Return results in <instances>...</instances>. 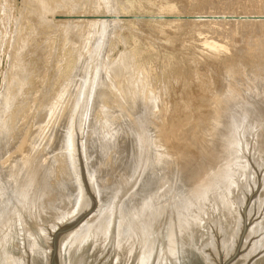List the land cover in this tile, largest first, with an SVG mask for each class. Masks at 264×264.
<instances>
[{
    "label": "rangeland",
    "instance_id": "1",
    "mask_svg": "<svg viewBox=\"0 0 264 264\" xmlns=\"http://www.w3.org/2000/svg\"><path fill=\"white\" fill-rule=\"evenodd\" d=\"M148 153L175 162L162 194L146 183ZM26 167L35 169L27 175ZM122 167L136 179L118 180ZM128 184L129 193L147 196L146 207L160 199L159 220L189 207L167 264L192 249L204 263L220 264L239 240L230 264H264V0H0V264H49L53 242L57 264H132L127 245L115 243L120 217L109 222L114 191ZM136 203L123 212L135 207L134 222L143 213ZM98 204L108 211L100 221ZM197 204H204L199 216Z\"/></svg>",
    "mask_w": 264,
    "mask_h": 264
},
{
    "label": "bare ground",
    "instance_id": "2",
    "mask_svg": "<svg viewBox=\"0 0 264 264\" xmlns=\"http://www.w3.org/2000/svg\"><path fill=\"white\" fill-rule=\"evenodd\" d=\"M44 4V3H43ZM211 65V64H210ZM239 65V64H238ZM241 67V66H240ZM215 68V67H214ZM226 68V67H225ZM234 68V67H233ZM207 69V68H206ZM216 69V68H215ZM214 69V70H215ZM236 69V68H235ZM204 70V69H203ZM227 70V69H226ZM233 70V69H232ZM238 70V69H237ZM210 73V72H209ZM223 73V72H222ZM210 74H212V73H210ZM205 75V74H204ZM213 75V74H212ZM227 75H228V73H227ZM242 75V74H241ZM246 75V74H245ZM197 76V75H196ZM210 76V75H209ZM216 76V75H215ZM229 76V75H228ZM243 76V75H242ZM198 78V77H197ZM232 78V77H231ZM230 78V79H231ZM243 78V77H242ZM209 79V78H208ZM225 79V78H224ZM241 79V78H240ZM211 80V79H210ZM214 80V79H213ZM233 80V79H232ZM246 80V79H245ZM205 81V80H204ZM215 81V80H214ZM217 81V80H216ZM228 81V80H227ZM200 82V81H199ZM212 82V81H211ZM206 83V82H205ZM208 83V82H207ZM242 83V82H241ZM211 84V83H210ZM215 84V83H214ZM244 84V83H243ZM198 86V85H197ZM210 86V85H209ZM228 87V86H227ZM161 88V87H160ZM209 88V87H208ZM237 88V87H236ZM204 89V88H203ZM210 89V88H209ZM213 89V88H212ZM207 91V90H206ZM140 92V91H139ZM209 93V92H208ZM229 93V92H228ZM188 94V93H187ZM150 95V94H149ZM162 95V94H161ZM211 95V94H210ZM214 95V94H213ZM203 96V95H202ZM149 96H147V98H148ZM189 97V96H188ZM203 97H205V96H203ZM218 97V96H217ZM263 98V97H262ZM168 99V98H167ZM189 99V98H188ZM207 99V98H206ZM218 99V98H217ZM231 99V98H230ZM152 100V99H151ZM165 100V99H164ZM194 100V99H193ZM220 100V99H219ZM155 101V100H154ZM195 102V101H194ZM203 102V101H202ZM229 102V101H228ZM247 103V102H246ZM146 104V103H145ZM147 105H148V103H147ZM236 106V105H235ZM20 107V106H19ZM168 107V106H167ZM201 108V107H200ZM158 109V108H157ZM203 109V108H202ZM231 109V108H230ZM242 110V109H241ZM26 111V110H25ZM181 111V110H180ZM190 111V110H189ZM236 111V110H235ZM153 115V114H152ZM165 115V114H164ZM154 117V116H153ZM219 118V117H218ZM250 118H251V116H250ZM249 118V119H250ZM150 119V118H149ZM154 119V118H153ZM157 119V118H156ZM215 119V118H214ZM252 119H254L253 117H252ZM152 120V119H151ZM165 121V120H164ZM188 121V120H187ZM198 121V120H197ZM52 123V122H51ZM148 123V122H147ZM208 124V123H207ZM188 125V124H187ZM25 126V125H24ZM204 126V125H203ZM156 127V126H155ZM158 127V126H157ZM24 131V130H23ZM136 132V131H135ZM176 132V131H175ZM114 133V132H113ZM149 134V133H148ZM194 134V133H193ZM152 135V134H151ZM224 135V134H223ZM263 135V134H262ZM166 136H168V135H166ZM195 136V135H194ZM201 136V135H200ZM48 137V136H47ZM52 137V136H51ZM146 137V136H145ZM144 137V138H145ZM206 137V136H205ZM143 138V139H144ZM164 139H166V137H163ZM186 138V137H185ZM192 138V137H191ZM18 139V138H17ZM137 139V138H136ZM141 139V138H140ZM168 139V138H167ZM189 139V138H188ZM187 139V140H188ZM194 139V138H193ZM145 140V139H144ZM143 140V141H144ZM150 140V139H149ZM198 140V139H197ZM163 141H165V140H163ZM72 142V141H71ZM121 142V141H120ZM135 142V141H134ZM144 142H148L147 140H145ZM153 143H154V141H152ZM166 142V141H165ZM168 142V141H167ZM194 142V141H193ZM73 143V142H72ZM86 143V142H85ZM67 144H70V142H68ZM145 145H146V143H144ZM148 144V143H147ZM150 144H151V142H150ZM149 144V145H150ZM38 145V144H37ZM71 145V144H70ZM69 145V146H70ZM145 145H143L145 148H147ZM148 145V146H149ZM49 146V145H48ZM160 146V145H159ZM228 146V145H227ZM73 147V146H72ZM104 147V146H103ZM102 146L100 147V148H103ZM150 147H152V146H150ZM208 147V146H207ZM113 148V147H112ZM117 148V147H116ZM145 148H144V153L142 154V155H144V154H146L147 153V151H145ZM149 148V147H148ZM206 148V147H205ZM105 149V148H104ZM207 149V148H206ZM217 149H219V148H217ZM226 149V148H225ZM238 149V148H237ZM102 150V149H101ZM100 150V151H101ZM208 150V149H207ZM229 150V149H228ZM99 151V152H100ZM131 151V150H130ZM142 151L143 150H141V153H142ZM205 151V150H204ZM102 152V151H101ZM105 152V151H104ZM128 152V151H127ZM146 152V153H145ZM228 152H230V151H228ZM228 152H226L225 154H229ZM111 153V152H110ZM161 153V152H160ZM180 153V152H179ZM112 154H114V153H112ZM137 154V153H136ZM149 155H150V153H148ZM132 155V154H131ZM130 155V156H131ZM148 155V156H149ZM156 155L158 156V157H156ZM156 155L154 156V157H152L153 156V154L152 155H150L151 157H150V159H151V162H150V160H148L150 163H148L149 164V166L147 167V168H145V165H143V164H145V163H143L142 164V162H147V160H145V159H143V160H145V161H142V157H141V163L140 164H142L143 165V168H145V173L144 174H146V176L149 178V182L147 181L146 183H148V184H150V186L153 184V185H157L156 187H148V188H155L154 190H156V189H158L157 191H155V192H159V194H162V193H160L162 190H164L165 192H166V190H165V188L164 187H166L165 185H166V181H165V177H168L167 175L169 174V173H171V171H170V169L172 170L173 168L171 167L172 165H171V163H175L174 161H171V159L169 158V161H168V158H167V155H165L164 156V154L162 153V154H159V153H156ZM160 155V156H159ZM230 155V154H229ZM228 155V156H229ZM127 156V155H126ZM125 156V157H126ZM139 156H141V154L139 155ZM146 156V155H145ZM224 156V155H223ZM121 157V156H120ZM128 157V156H127ZM137 157V156H136ZM112 158H114V157H112ZM130 158H132V156L130 157ZM138 158V157H137ZM136 158V159H137ZM146 158V157H145ZM214 158V157H213ZM221 158V157H220ZM220 158H219V160H220ZM224 157H222V159H223ZM228 158H230V157H227V159ZM34 159V158H33ZM36 159V158H35ZM34 159V160H35ZM72 159V158H71ZM118 159V158H117ZM125 160L124 161H128V159L126 160V158H124ZM133 159H134V157H133ZM140 159V158H139ZM147 159V158H146ZM149 159V158H148ZM226 159V158H225ZM231 159V158H230ZM33 160V161H34ZM38 159H36V161H37ZM55 160V159H54ZM174 160V159H173ZM57 161V160H56ZM115 161V160H114ZM113 161V162H114ZM123 161V160H122ZM123 161V162H124ZM133 161V160H132ZM132 161H130V163H132ZM136 161H139V160H136ZM228 161V160H227ZM35 162V161H34ZM39 161H37L35 164H37ZM46 162V161H45ZM47 162H49V161H47ZM122 162V163H123ZM134 162V161H133ZM206 162V161H205ZM210 162H212V161H210ZM22 163V162H21ZM51 163V162H50ZM128 164H130L129 162H127ZM136 163H138V162H136ZM132 164V165H137V164ZM158 163H161L162 164V168L160 169V167H158L157 165H158ZM18 164V163H17ZM25 164H27V163H25ZM32 164V163H31ZM46 164V163H45ZM57 164V163H56ZM116 164V163H115ZM124 164V163H123ZM223 164V163H222ZM28 165V164H27ZM33 165V164H32ZM38 165H39V163H38ZM37 165V166H38ZM40 165H41V163H40ZM118 165V164H117ZM119 165H122V164H119ZM221 165V164H220ZM16 166V165H15ZM21 166H23V165H21ZM34 166H36V165H34ZM36 166V167H37ZM48 166H50L49 164H48ZM138 166V168L140 167V165L138 164L137 165ZM136 166V167H137ZM159 166H161V165H159ZM211 166V167H210ZM210 166H208L209 168H212V165H210ZM215 165H213V167H214ZM28 167V166H27ZM26 167V168H27ZM33 167V166H32ZM31 167V168H32ZM41 167V166H40ZM112 167V166H111ZM118 167V166H117ZM125 167V166H124ZM124 167H122L123 168V171H121V172H124V174L123 173H120V174H122V175H120V177L118 178V180H120V178H122V177H126V180H127V176L128 175H130V174H127L129 171L127 170V169H125L124 170ZM127 167H129V166H127ZM160 169V171H159V169ZM171 167V168H170ZM14 168V167H13ZM29 168H30V164H29ZM38 168H39V166H38ZM46 168V167H45ZM126 168V167H125ZM130 168H133V167H131V164H130ZM175 168V167H174ZM186 168V167H185ZM215 169H216V166L214 167ZM18 169V168H17ZM28 169V168H27ZM33 169V168H32ZM32 169H28L27 171H28V174L27 175H29V171H30V173H31V170ZM34 169H35V167H34ZM33 169V170H34ZM49 169V168H48ZM93 169V168H92ZM112 169V168H111ZM136 169V168H135ZM139 169H142V168H139ZM15 170H16V168H15ZM25 170V169H24ZM43 170V169H42ZM47 170V169H46ZM50 170H51V168H50ZM88 170V169H87ZM94 170V169H93ZM117 170V169H116ZM119 170V169H118ZM127 170V171H126ZM129 170H131V169H129ZM133 170V169H132ZM144 170V169H143ZM178 170V169H177ZM214 170V169H213ZM17 171V170H16ZM23 171V170H22ZM27 171H24V173L25 172H27ZM89 171V170H88ZM112 171V170H111ZM120 171V170H119ZM134 171V170H133ZM132 171V172H133ZM170 171V172H169ZM34 172H38V170H36V171H34ZM33 172V173H34ZM45 172H47V171H45ZM49 172V171H48ZM70 172V171H69ZM90 172H92V170H90ZM90 172H88V173H90ZM169 172V173H168ZM180 172V171H179ZM208 172V171H207ZM212 172V171H211ZM210 172V173H211ZM11 173V172H10ZM13 173V172H12ZM32 173V174H33ZM52 173V172H51ZM58 173V172H57ZM64 173V172H63ZM94 173V172H93ZM111 173V172H110ZM109 173V174H110ZM134 173H138V171H134ZM204 173V172H203ZM226 173V172H225ZM224 173V174H225ZM231 172L229 171V174H228V177L233 173H231ZM38 174H40L39 172H38ZM44 174V173H43ZM46 174H48V173H46ZM92 174V173H91ZM127 174V175H126ZM142 174H143V172H142ZM141 174V175H142ZM22 175H23V173H22ZM26 175V176H27ZM31 175V174H30ZM35 175V174H34ZM52 175V174H51ZM51 175L50 176H48V177H51ZM117 175V174H116ZM114 176L115 178H117L118 176ZM132 175V174H131ZM130 175V176H131ZM141 175H139L140 177H141ZM172 175V174H171ZM184 175V174H183ZM194 175V174H193ZM25 176V177H26ZM39 176V175H38ZM67 176V175H66ZM109 176H112V175H109ZM133 176V178H135L134 176H137V175H132ZM132 176H131V179H132ZM143 176V175H142ZM145 176V175H144ZM204 176V175H203ZM207 176V175H206ZM209 176V175H208ZM23 177H24V175H23ZM42 177V176H41ZM46 177V176H45ZM181 177V176H180ZM227 177V176H226ZM27 179L29 178V176L28 177H26ZM30 178H32V176L30 177ZM35 178H36V176H35ZM142 178V177H141ZM183 178V177H182ZM190 178V177H189ZM201 178H203V177H201ZM214 178V177H213ZM231 178H232V175H231ZM24 179V178H23ZM37 179H38V177H37ZM50 180H51V178H49ZM69 179V178H68ZM109 179H110V177H109ZM130 179V178H129ZM136 179V178H135ZM145 179H146V177H145ZM222 179V178H221ZM224 179V178H223ZM223 179H222V181H223ZM227 179V178H226ZM41 180L42 179H40V181L39 182H41ZM63 180H65V179H63ZM116 180V179H115ZM117 180V181H118ZM122 180V179H121ZM120 180V181H121ZM124 180H125V178H124ZM125 180V181H126ZM138 180H140V178L138 179ZM167 180V179H166ZM205 180V179H204ZM27 181V180H26ZM33 181H34V177H33ZM38 181V180H37ZM37 181H35V182H37ZM61 181V180H60ZM95 181V180H94ZM96 181H98V180H96ZM109 181H112V180H109ZM109 181H107V182H105V183H108ZM120 181H118V182H120ZM123 181V180H122ZM124 181V182H125ZM127 181H129V180H127ZM136 181V180H135ZM146 181V180H145ZM144 181V182H145ZM192 181V180H191ZM200 181V180H199ZM206 181V180H205ZM29 182H30V180H29ZM28 182V183H29ZM38 182V183H39ZM64 182V181H63ZM124 182H123V184H124ZM132 182V181H131ZM134 182V181H133ZM140 182H143V181H140ZM194 182V181H193ZM208 182V181H207ZM221 182V181H220ZM226 181H225V179H224V183H225ZM228 182H229V178H228ZM21 183V182H20ZM27 183V184H28ZM38 183H37V185H38ZM47 183V182H46ZM59 183V182H58ZM76 183V182H75ZM111 183V182H110ZM114 183H115V181H114ZM129 183V182H128ZM136 183H138L137 181H136ZM136 183H135V186H136ZM145 183V184H146ZM201 183V182H200ZM222 183V182H221ZM24 184V183H23ZM26 184V183H25ZM50 184V183H49ZM52 184H54V183H52ZM72 184V183H71ZM96 184V183H95ZM99 184V183H98ZM98 184H97V186H98ZM109 184V183H108ZM108 184H106V186L108 185ZM120 184H122L121 182H120ZM133 184V183H132ZM141 184V183H140ZM140 184H139V186H138V188L140 187ZM188 184H189V182H188ZM191 185H192V183H190ZM226 184V183H225ZM34 185H36V184H34ZM39 185H41L40 183H39ZM66 185V184H65ZM102 185H104V184H102ZM102 185H100V186H102ZM111 184H109V186H110ZM113 185V184H112ZM115 185V184H114ZM119 185V184H118ZM129 185V184H128ZM143 185V184H142ZM190 185V186H191ZM211 185V183L209 182V186ZM227 185H228V183L226 184V187L225 188H223L224 189V191L225 192H227V190L229 189L228 187H227ZM24 186H26V185H24ZM33 186V185H32ZM44 186V185H43ZM42 186V187H43ZM54 186V185H53ZM56 186V185H55ZM59 186V185H58ZM62 186V185H61ZM68 186V185H67ZM77 186V185H76ZM96 186V185H95ZM105 186V185H104ZM105 186V187H106ZM108 186V187H109ZM144 186V185H143ZM143 186H141V188L143 187ZM146 186V185H145ZM144 186V187H145ZM147 186H149V185H147ZM170 186V185H169ZM203 186V185H202ZM213 186V185H212ZM38 188V186H35V188ZM42 187H39L40 189L42 188ZM48 187V186H47ZM69 187V186H68ZM78 187V186H77ZM105 187H103V188H105ZM116 187L117 188H119V186H117L116 185ZM125 191L124 192H122L123 190H121L122 188H119L118 190H120V191H118L117 190V192H119V193H116V190L114 191L115 192V194H116V196H115V198L114 197H112V199L114 198V203H113V205H112V207H110L111 208V210H110V212H111V214H109V215H111V217H110V221L108 220V219H106L107 221H106V223L109 221V222H111V220H112V224L114 223L115 224V221L119 218V219H121L120 220V222H121V224L119 223V225L118 224H116V225H118V228H117V226L115 225V226H113L112 224H111V226H113L114 228L116 227L117 228V233H115L116 235H114L115 236V243L117 242V246L119 247V246H123V245H127V254L129 253L130 254V257H129V260H131V262H132V264H153L154 262H155V264H167L168 262H169V260L171 259V256L173 255L174 256V252H175V246H174V244L176 243V245H177V242H175L176 240H178L177 238H180V236L178 237V235H179V232H181V231H183L182 229L183 228H185V227H183L184 225L186 226V223H185V219H186V213H185V211L189 208V207H185V204H184V207L182 208V209H177L178 210V212H177V215L175 214V210H176V208H178V207H182V206H175V204H174V206L176 207H174V215H176V216H173V218H175L176 217V219H173V220H169L170 219V217H171V215L169 216V219L167 218L168 216L166 215V214H164V212H162L163 213V215H162V213H161V211H163V210H161L160 209V206H158V208L160 209L159 211H160V213H158V215L160 214V215H162V216H167L166 218L164 217H162L161 216V220H159V218L160 217H158L156 214L157 213H155L154 212V209L156 208L157 209V203H158V200H160L159 198L157 199V203H155V204H153V207H155V208H151V207H146L145 206V204H144V202H146V198L145 197H147V196H145V197H142V196H144L145 194L143 193V191L141 192V193H139V192H135V193H133L132 191V195H131V192L129 193V191L128 190H130V189H133L132 188V186L131 185H129L128 187L127 186H124L123 187V185L121 186ZM127 187V188H126ZM143 187V188H144ZM173 187V186H172ZM183 188H184V186H182ZM206 187V186H205ZM220 187V186H219ZM230 187V186H229ZM29 188H30V186H29ZM28 188V189H29ZM35 188H34V190H35ZM96 188H98V187H96ZM147 188V187H146ZM192 188V187H191ZM196 188V187H195ZM207 188V187H206ZM210 187H208V189H209ZM19 189V188H18ZM33 189V188H32ZM44 189V188H43ZM98 189H102V188H98ZM106 189V188H105ZM104 189V190H105ZM110 189V188H109ZM112 189H114V188H112ZM151 189V191H154V190H152ZM172 189V188H171ZM177 189V188H176ZM175 189V190H176ZM198 189V188H197ZM207 189V190H208ZM50 190H52V189H50ZM49 190V191H50ZM71 190V189H70ZM199 190V189H198ZM202 190V189H201ZM36 191V190H35ZM39 191V190H38ZM77 191V190H76ZM98 191V190H97ZM100 191V190H99ZM98 191V192H99ZM108 191V190H107ZM106 191V192H107ZM110 191V190H109ZM128 191V192H127ZM148 191H150V189L149 190H147V192ZM164 191H162V192H164ZM174 191V190H173ZM196 191V190H195ZM194 190H193V192H195ZM204 191H205V189H204ZM229 191V190H228ZM231 191V190H230ZM23 192V191H22ZM30 192V191H29ZM33 192V191H32ZM40 192V191H39ZM44 192V191H43ZM67 192V191H66ZM122 192V193H121ZM171 192V191H170ZM179 192V191H178ZM177 192V193H178ZM192 192V193H193ZM36 193V195H37V191L35 192ZM34 193V194H35ZM110 193V192H109ZM146 193V192H145ZM192 193H189L190 195L192 194ZM198 193V192H197ZM21 194V193H20ZM19 194V195H20ZM100 194L101 193H99V196H100ZM149 194H150V192H148V196H149ZM151 194H153L152 192H151ZM158 194V193H157ZM159 194L158 195H156V197L158 196V197H160V198H165L164 197V194H166V193H164L163 195H161V196H159ZM188 194V195H189ZM195 194H196V192H195ZM199 194H201V192L199 193ZM44 195H45V193H44ZM66 195V194H65ZM74 195V194H73ZM124 195H126V200H127V204L125 203V202H123V196ZM154 195V196H155ZM177 195V194H176ZM176 195H175V197H176ZM185 195V194H184ZM187 195V193H186V196L187 197H189ZM23 196V195H22ZM71 196V195H70ZM110 196V195H109ZM152 196V195H151ZM154 196H152V197H154ZM174 196V195H173ZM180 196V195H179ZM183 196V195H182ZM181 196V197H182ZM182 197L183 198V200H185L184 198H186L187 199V197ZM197 196V195H196ZM200 196V195H199ZM202 196V195H201ZM219 196V195H218ZM221 196V195H220ZM24 197V196H23ZM26 197V196H25ZM64 197V196H63ZM150 197V196H149ZM151 197V198H152ZM166 197H167V195H166ZM195 197V196H194ZM207 197V196H206ZM217 197V196H216ZM19 198V197H18ZM21 198V197H20ZM20 198H19V202H20ZM60 198V197H59ZM67 198V197H66ZM100 198V197H99ZM101 198H102V196H101ZM109 198H111V197H109ZM140 198H142V199H145V201L144 200H142V199H140ZM150 198V199H151ZM168 198V197H167ZM170 198V197H169ZM190 198H192V196H190ZM189 198V199H190ZM196 198V197H195ZM198 198V197H197ZM210 198V197H209ZM218 198V197H217ZM223 198V197H222ZM47 199V198H46ZM54 199V198H53ZM61 199V198H60ZM103 199V198H102ZM106 199H107V197H106ZM140 199V200H139ZM174 200L176 199V198H173ZM172 199V201H174ZM193 199V198H192ZM191 199V200H192ZM202 200H203V196H202V198H201ZM205 199V198H204ZM18 200V199H17ZM22 201L24 200V198L23 199H21ZM26 201H27V199H25ZM28 200H29V198H28ZM37 200V199H36ZM39 200V199H38ZM104 200V199H103ZM116 200V201H115ZM141 200L143 201L142 202V204L143 205H141L140 204V202H141ZM148 200H149V198H148ZM147 200V201H148ZM151 200H153V198L151 199ZM150 200V201H151ZM154 200H156L155 199V197H154ZM163 200V199H162ZM165 200V199H164ZM164 200H163V203H164ZM171 200V199H170ZM195 200V199H194ZM207 200V199H206ZM26 201H24L23 203H24V205H25V202ZM30 201H31V199H30ZM34 201V200H33ZM32 201V202H33ZM58 201V200H57ZM99 201H100V199H99ZM108 200H106V202H107ZM140 201V202H139ZM150 201H148V202H150ZM166 201V203H167V201H168V199H166L165 200ZM180 200H178V202H179ZM182 201V200H181ZM180 201V205H182L183 203ZM185 201H187V200H185ZM196 201V200H195ZM195 201H192V202H195ZM198 201V200H197ZM27 202H29V201H27ZM27 202H26V204H27ZM51 202V201H50ZM60 202V201H59ZM70 202V201H69ZM105 202V204H109V203H106ZM110 202V201H109ZM136 202H138V203H136ZM153 202V201H152ZM152 202H151V204L150 205H152ZM169 202V201H168ZM192 202H189V203H191V205H192ZM202 202V201H201ZM16 203V202H15ZM18 203V202H17ZM30 203V202H29ZM38 203V202H37ZM41 203V202H40ZM48 203V202H47ZM52 203V202H51ZM50 203V204H51ZM68 203V202H67ZM72 203V200H71V202H70V204ZM101 203V202H100ZM104 203V202H103ZM139 204V206L141 205L142 207H141V209L140 210H142V208H143V213H141V211H140V213L139 212H137V210H136V212L138 213V214H140V215H137V221H135V222H137L138 224L136 225V223L133 221L134 219H136V218H134V215H132V214H134V210H135V207H134V210H133V213L131 212V214H128V216L125 214V213H127V212H125V213H123L124 212V208L125 207H127L128 208V206H130V205H128V204H132V205H134V204ZM173 203V202H172ZM174 203H177V202H174ZM217 203V202H216ZM219 203V202H218ZM225 205H224V204ZM20 204H21V202H20ZM160 205L162 204L161 202L159 203ZM171 204V203H170ZM195 204H196V202L194 203V206H195ZM222 205H224V208H226V206H227V203H226V201L225 202H222L221 203ZM18 205H19V203H18ZM17 205V206H18ZM28 205V204H27ZM67 205V204H66ZM99 205V204H98ZM128 205V206H127ZM155 205V206H154ZM163 205H165V204H163ZM172 205V204H171ZM186 205H188V204H186ZM198 205H200V206H198ZM203 205L204 204H197L196 206H198V207H196V210H195V214L194 215H197V216H199L200 215V212H202V208H203ZM21 206H22V204H21ZM68 206H69V204H68ZM71 206V205H70ZM78 206V205H77ZM100 207H99V209L98 210H96L97 212H96V214H94L93 216H95L96 218L99 216H101L102 215V213L105 215V213L104 212H108V211H105V209H106V205L105 206H101V205H99ZM145 206V207H144ZM148 206H149V203H148ZM166 206V205H165ZM190 206V205H189ZM229 206V205H228ZM15 207H16V204H15ZM27 207H29V206H27ZM38 207V206H37ZM76 207V206H75ZM132 207V208H133ZM168 207H170L169 206V203H168ZM192 207V206H191ZM217 207H219V206H217ZM22 208V207H21ZM72 208H74V204H73V206H72ZM71 208V209H72ZM126 208V209H127ZM139 208V207H138ZM163 209H164V207H162ZM172 208V207H171ZM11 209V208H10ZM13 209V208H12ZM96 209V208H95ZM156 209H155V211H156ZM17 210V209H16ZM24 210V209H23ZM40 210V209H39ZM66 210H68L67 208L65 209V211ZM72 210H74V209H72ZM103 210H104V212H103ZM108 210V209H107ZM129 210H131V206L129 207ZM128 210V211H129ZM139 210V209H138ZM158 210V209H157ZM165 210H166V207H165ZM169 210V209H168ZM168 210H167V213H168ZM190 210H192V211H194V209H193V207L190 209ZM14 211H15V208H14ZM38 211V210H37ZM63 211V210H62ZM126 211V210H125ZM227 211V210H226ZM17 212V211H16ZM130 212V211H129ZM190 212V211H189ZM172 214V212H170V210H169V213H168V215L169 214ZM190 213H192V212H190ZM228 213V212H227ZM14 213H12V217L14 216L13 215ZM18 214V213H17ZM63 214V213H62ZM124 214H125V217H124ZM184 214V215H183ZM19 215V214H18ZM66 215V214H65ZM107 215H108V213H107ZM135 215V216H136ZM189 215V214H188ZM193 215V216H194ZM7 216H8V213H7ZM24 216H25V214H24ZM31 216V215H30ZM103 216V215H102ZM139 216V217H138ZM142 216V217H141ZM190 216H192V215H190ZM19 218H21V217H23V216H18ZM108 218H109V216H107ZM132 217H133V220H132ZM188 217V216H187ZM8 218H10V217H8ZM16 218V217H15ZM92 218V217H91ZM94 218V217H93ZM103 218V217H102ZM102 218L100 217L99 219H98V221H100V219L102 220ZM126 218V220H123V222H122V219H125ZM178 218V219H177ZM234 218V217H233ZM6 219V218H5ZM11 219V218H10ZM23 219V218H22ZM96 219V220H97ZM165 219V220H164ZM190 219V218H189ZM194 219H196V216H195V218ZM232 219V218H231ZM17 220H19V219H17ZM91 220V219H90ZM93 220H95V219H93ZM115 220V221H114ZM176 220V221H175ZM192 220V219H191ZM198 220V219H197ZM13 221V220H12ZM19 221H21V220H19ZM87 221H89V220H87ZM92 221V220H91ZM97 221V222H98ZM104 221H105V219H104ZM119 221V220H118ZM158 221V222H157ZM167 221H170V223L169 222H167ZM189 221V220H188ZM194 220H192V222H193ZM24 222V221H23ZM96 222V221H95ZM102 222L103 221H101V223H99V225L100 224H102ZM169 223L168 224V226H167V223ZM186 222H187V220H186ZM191 222V223H192ZM231 222V221H230ZM2 223V222H1ZM4 223H7V222H4ZM89 224H91V222H88ZM93 223L94 222H92V225L90 226V227H92L93 226ZM84 224H87V222L85 223L84 222ZM97 224V226H98V223H96ZM161 224V225H160ZM5 225V224H4ZM4 225L2 226V227H4ZM24 225V224H23ZM95 225V224H94ZM160 225V226H159ZM188 225V224H187ZM192 225H194V224H192ZM7 226V225H6ZM20 226V225H19ZM52 226V225H51ZM54 226V225H53ZM52 226V227H53ZM86 226H88V225H86ZM96 226V225H95ZM137 226V227H136ZM191 226V225H190ZM189 226V227H190ZM1 227V226H0ZM2 227L0 228V230L2 229ZM22 227V226H21ZM81 227V226H80ZM84 228H85V226H83ZM83 227H82V229H83ZM101 227V226H100ZM113 227H112V229H113ZM183 227V228H182ZM5 228V227H4ZM3 228V229H4ZM7 228V227H6ZM87 228V227H86ZM85 228V229H86ZM94 228V227H93ZM54 229V228H53ZM78 229H81V228H78ZM91 229V228H90ZM90 229H88L87 228V230H90ZM108 229V228H107ZM193 229V228H192ZM195 229V228H194ZM6 230V229H5ZM22 230V229H21ZM24 230V229H23ZM84 230V229H83ZM93 230V229H92ZM92 230H90V231H92ZM96 230H97V228H96ZM177 230V231H176ZM2 231V230H1ZM79 231V230H78ZM77 231V232H78ZM85 231V230H84ZM110 230H107L106 232L105 231H103V232H105V233H103V235H108V232H109ZM126 231L128 232V236L126 235V238L124 239V238H122L123 237V235L126 233ZM184 231H185V229H184ZM183 231V232H184ZM76 232V231H75ZM80 232V231H79ZM78 232V233H79ZM86 232H88V231H86ZM86 232H84V234H86ZM114 232V231H113ZM116 232V231H115ZM182 232V233H183ZM78 233H76L75 234V237L76 236H78ZM82 234H81V236L82 235H84L83 234V231L81 232ZM92 233V232H91ZM91 233H87V235L88 234H90L91 235ZM96 233V232H95ZM173 233H176V236H175V234H173ZM29 234V233H28ZM72 234L74 235V233L72 232ZM101 234V233H100ZM181 234V233H180ZM99 235V234H98ZM32 236V235H31ZM71 236V235H70ZM80 236V235H79ZM102 236V235H101ZM175 237V238H173V237ZM72 237V236H71ZM70 237V238H71ZM74 237V238H75ZM84 237V236H83ZM82 237V240L84 239V240H86L87 239V237H86V239L85 238H83ZM93 237V236H92ZM91 237V238H92ZM106 238H103V239H105V241L107 240V238L109 237H107V236H105ZM35 238V237H34ZM80 238V237H79ZM98 239H99V242H100V238H99V236L97 237ZM112 238H114V237H112ZM81 239V238H80ZM93 239H94V237H93ZM1 240V239H0ZM9 240V239H8ZM34 240V239H33ZM70 240V239H69ZM73 240V239H72ZM75 240H78V237H77V239H74V242L76 243V241ZM88 240V239H87ZM101 240H102V238H101ZM124 240H126L125 241V243L124 244H122V242ZM2 241H3V239H2ZM89 241V240H88ZM105 241L103 240V242L105 243ZM114 241V240H113ZM65 242H69V241H65ZM65 242H64V246H66L65 245ZM71 242L72 241H70L69 242V245L70 246H72V244H71ZM102 242V241H101ZM107 242V241H106ZM4 243H5V240H4ZM74 243V244H75ZM78 243V242H77ZM83 243V242H82ZM103 243V244H104ZM110 243V242H109ZM129 245H128V244ZM7 244V243H6ZM5 244V245H6ZM86 244V243H85ZM93 244H94V242H93ZM95 244H102V243H98V240H97V243H95ZM94 244V245H95ZM32 245V244H31ZM33 245H35V244H33ZM68 245V244H67ZM74 246V245H73ZM78 246V245H77ZM82 246V245H81ZM99 246V245H98ZM96 246H94V248H95ZM124 247V246H123ZM123 247H122V249H123ZM31 248H32V246H31ZM36 248V247H35ZM34 248V249H35ZM71 247H68L67 246V249H70ZM79 248V247H78ZM125 248V247H124ZM3 249V248H2ZM65 249V248H64ZM63 249V250H64ZM76 249V248H75ZM125 250H124V252H125ZM66 251V250H65ZM33 252V251H32ZM118 252V251H117ZM41 253V252H40ZM122 253V252H121ZM44 254V253H43ZM126 254V253H125ZM128 254V255H129ZM168 254V255H167ZM169 255H171V256H169ZM3 257V256H2ZM71 257V256H70ZM7 258V257H6ZM4 260H5V258H4ZM179 260V259H178ZM8 261V260H7ZM16 264H21V261H19L18 259L16 260V261H14ZM126 263V262H125Z\"/></svg>",
    "mask_w": 264,
    "mask_h": 264
},
{
    "label": "water",
    "instance_id": "3",
    "mask_svg": "<svg viewBox=\"0 0 264 264\" xmlns=\"http://www.w3.org/2000/svg\"><path fill=\"white\" fill-rule=\"evenodd\" d=\"M244 231H245V229L243 230V232ZM239 245H240V240H239V243H238L234 253L231 255V257L227 261L221 262L220 264H230L233 260H235V258H237L238 254H239ZM51 247H52V252H51L49 264H57V262H56V255H57L56 243L53 242ZM193 250L194 249L190 250V253H188L187 255H183L181 260L177 261L176 264H206V263H204L203 259L199 256V254H197Z\"/></svg>",
    "mask_w": 264,
    "mask_h": 264
}]
</instances>
